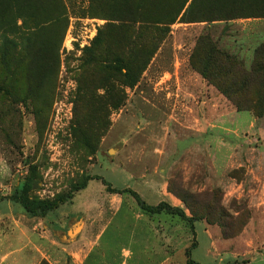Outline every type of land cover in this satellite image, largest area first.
Returning <instances> with one entry per match:
<instances>
[{
  "label": "rangeland",
  "instance_id": "rangeland-1",
  "mask_svg": "<svg viewBox=\"0 0 264 264\" xmlns=\"http://www.w3.org/2000/svg\"><path fill=\"white\" fill-rule=\"evenodd\" d=\"M17 2L45 13L59 7ZM62 2L66 30L63 18L39 28L17 19L16 34L0 30V264H77L69 245L111 264H186L187 252L198 264H264V196L256 199L264 189L249 188L264 184V115L247 129L256 117L236 105L249 107L254 91L212 69L203 78L198 44L208 35L248 68L264 21L184 23L181 13L165 25L168 0ZM207 7L195 16L207 19ZM134 12L142 14L136 22ZM31 170L39 181L31 199L53 200L91 179L30 218L9 198ZM126 190L181 209L192 226L143 214Z\"/></svg>",
  "mask_w": 264,
  "mask_h": 264
},
{
  "label": "trees",
  "instance_id": "trees-1",
  "mask_svg": "<svg viewBox=\"0 0 264 264\" xmlns=\"http://www.w3.org/2000/svg\"><path fill=\"white\" fill-rule=\"evenodd\" d=\"M53 1L59 7L45 13L40 10H30L26 6H22L21 0V3H18L17 0H0V30L4 34L8 33L7 31L16 34L18 31L16 28L17 19L22 20L21 27L27 28V26H30L33 28H39L44 22L55 23L62 18L65 19L66 30V21H68V17L64 12V4L62 0ZM203 1H205V5H208L203 12L208 15V18L205 20L195 16V9L198 8ZM166 6L169 9L168 12H170L171 16L164 21L163 24L165 25L175 23L181 13V21L184 23L205 22L212 24L214 22L226 23L234 20L264 21V0H168ZM141 17L142 14L138 12H134L130 15V19L133 22H136L135 19L137 18L141 19ZM140 22L142 23V21ZM127 29H129L128 31L134 30L132 27H127ZM141 29L142 27L137 28L138 32ZM163 33H165L164 29L157 30L158 37L160 35L162 36ZM5 42L7 43V40H5ZM198 44H202V46L204 45L205 48V60L200 69V74L203 78L209 80L210 76L207 71L212 69L214 75H217L215 78L219 80L220 76L223 80L229 82L230 86L233 88L239 86V90L241 91L243 88L249 87L250 91H254V99H251L249 107L240 108L239 105H236L237 110L238 112L250 111L256 118H261L264 115V38L262 41H259L254 48L251 63L248 68L246 67L245 62L239 60L237 56L229 53L227 50L220 49L217 42L213 41L208 35L200 37ZM99 46L96 47L97 51ZM6 55L7 53H4L2 56L3 63L6 62ZM190 60L192 61L193 57ZM124 66L127 71L126 75H129L130 67L127 64H124ZM134 84L135 83L132 82L130 83V86H133ZM224 85L225 84L221 82L218 89H223ZM223 93H230L229 89ZM244 93H246V91H244ZM90 179L91 178H87L82 183L75 185L67 194L57 196L53 200L31 199L29 195L39 190V181L36 177L35 171L31 170L29 175L16 188L9 200L20 205L28 217L43 218L48 212L53 211L59 205L70 200L74 193L83 190ZM125 193L130 194L134 198L137 206L143 214L160 215L163 213L166 215H172L178 217L182 221L188 222V224L192 226L191 218H187L184 212L177 207L171 206L166 202H160L156 206H150L144 203L135 192L126 190ZM194 246L195 243L192 244L191 248H194ZM186 259V264H198L189 257V252H187Z\"/></svg>",
  "mask_w": 264,
  "mask_h": 264
},
{
  "label": "crops",
  "instance_id": "crops-1",
  "mask_svg": "<svg viewBox=\"0 0 264 264\" xmlns=\"http://www.w3.org/2000/svg\"><path fill=\"white\" fill-rule=\"evenodd\" d=\"M211 104L212 103H210L209 102V105H210V108H212V106H211ZM207 119H204V124H201L200 126L202 127V128H197V129H201L200 131H203V127H204V125H205V123H207V121H206ZM223 121H226L225 120V118L224 119H222ZM257 120V118L256 119H251L250 120V122H249V125H248V127H247V129L248 130H253V129H255V125H256V121ZM225 125L227 126V123H225ZM206 129V128H205ZM223 129V128H222ZM258 131H259V136L260 135H263V136H260V137H264V131L263 130H260V129H258ZM248 171H247V174L246 175H248L249 173H251L252 172V170L250 171V167H248V169H247ZM252 179H257L255 176H253L252 177ZM252 182H253V180H252ZM254 184H250V186H249V188L250 187H253V186H256V190H258V192L259 191H261V189H264V184H262V182L260 183V184H256L255 182H253ZM260 189V190H259ZM260 193H262V192H260ZM156 194H154V199L156 200V198H157V196H155ZM260 195V196H259ZM258 195V198H256L257 200H259V201H262V197L261 196H264V194H259ZM165 198H166V200H168L170 197L167 195V196H164ZM165 198H164V200H165ZM255 199V198H254ZM154 200V201H155ZM171 202H172V200H171ZM157 216V215H156ZM250 220H251V218H250ZM249 220V221H250ZM260 220L261 221H263L264 220V215H262L261 216V218H260ZM249 224V223H248ZM247 224V225H248ZM247 227V226H246ZM262 234H263V228H262ZM48 234H49V232L48 231H44L43 232V235L42 236H44V237H48ZM130 238V237H129ZM133 239L132 238H130V246L132 247V248H128L129 250H127V253H126V258H127V260H132V258L134 257V254H133V251H137V250H135V249H137L136 248V244H134V242L132 241ZM52 241V240H51ZM69 247H70V249H69V251H71L74 255H76V257L78 258V262H77V264H104V260H106L107 262H108V264H111V263H109V261L105 258V256H103V255H101V253L100 252H97L95 249H91V248H89L87 251H85L84 253V255L83 254H81V253H79L78 251H76L75 250V252H76V254L74 253V249H73V246L72 245H69ZM163 261H164V259H163ZM122 264H126V263H122Z\"/></svg>",
  "mask_w": 264,
  "mask_h": 264
}]
</instances>
